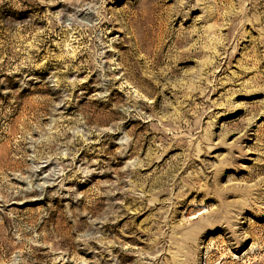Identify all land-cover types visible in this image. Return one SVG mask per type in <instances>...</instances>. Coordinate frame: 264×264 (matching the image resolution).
Returning a JSON list of instances; mask_svg holds the SVG:
<instances>
[{
	"label": "rangeland",
	"instance_id": "rangeland-1",
	"mask_svg": "<svg viewBox=\"0 0 264 264\" xmlns=\"http://www.w3.org/2000/svg\"><path fill=\"white\" fill-rule=\"evenodd\" d=\"M0 264H264V0H0Z\"/></svg>",
	"mask_w": 264,
	"mask_h": 264
}]
</instances>
